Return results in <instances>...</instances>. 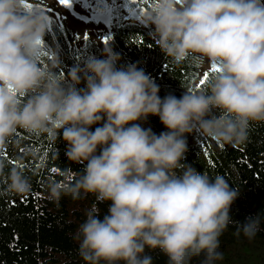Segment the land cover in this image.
I'll list each match as a JSON object with an SVG mask.
<instances>
[{
  "label": "clouds",
  "instance_id": "clouds-1",
  "mask_svg": "<svg viewBox=\"0 0 264 264\" xmlns=\"http://www.w3.org/2000/svg\"><path fill=\"white\" fill-rule=\"evenodd\" d=\"M48 21L28 12L25 0H0V143L18 127L62 133L67 159L84 167L70 187L50 185V198L84 193L108 204L103 219L93 204L79 226L82 260L152 264L146 249L159 250L167 264L223 259L219 237L232 223L237 192L223 176L182 161L193 132L234 145L247 138L251 122L264 121V0H157L142 22L160 50L176 63L195 56L219 68L207 91L179 98H161L135 64L118 67L111 47L60 81L37 64ZM150 116L167 131L143 127ZM8 180L12 195L31 190L22 170L12 169ZM259 227L257 216L239 230L252 238Z\"/></svg>",
  "mask_w": 264,
  "mask_h": 264
},
{
  "label": "trees",
  "instance_id": "trees-1",
  "mask_svg": "<svg viewBox=\"0 0 264 264\" xmlns=\"http://www.w3.org/2000/svg\"><path fill=\"white\" fill-rule=\"evenodd\" d=\"M93 1L97 10L100 0ZM156 2L138 0L137 4H131L128 0L109 3L104 0L112 7L109 21L113 24V39L107 47L120 55L117 66L135 64L142 68L159 86L161 98L169 94L179 98L185 91H207L215 73L213 65L204 71L195 56L174 62L160 50L155 37L144 26L142 18ZM25 4L33 11L44 9L26 0ZM59 24L55 19L48 21L42 39L45 46L39 49L37 64L63 82L69 69L91 57V52L78 48L70 39L71 30L64 25L69 30L65 32ZM41 51L48 55H41ZM205 73L208 80L201 84ZM142 126L151 128L157 135L167 131L154 116L142 122ZM187 141L188 151L182 163L212 178L223 176L237 192L229 213L232 223L219 237L218 251L223 259L215 264H264V121L251 122L247 138L239 144L217 143L196 132L187 136ZM66 147L62 133L60 137L50 136L19 127L0 143V264H85L79 254V226L93 204L97 205L101 219L108 204L97 203L94 195L84 193L76 200L63 192L59 200L50 198V185L70 187L83 171L82 164L67 159ZM12 169L22 170L31 185L28 194L18 196L8 192ZM257 216L259 230L248 238L239 225ZM145 254L152 257V264H167V257L159 250L146 249ZM203 259V255L194 257L191 264H201Z\"/></svg>",
  "mask_w": 264,
  "mask_h": 264
},
{
  "label": "rangeland",
  "instance_id": "rangeland-1",
  "mask_svg": "<svg viewBox=\"0 0 264 264\" xmlns=\"http://www.w3.org/2000/svg\"><path fill=\"white\" fill-rule=\"evenodd\" d=\"M27 2L37 3L42 6L44 13L49 20L55 19L61 23L58 17H66L63 21L64 25L71 30L72 34L78 32L80 39L73 41L74 44L84 51H90L91 57L103 58L101 55L102 49L106 48L107 45L103 43V40L98 37L95 32V28L99 25L101 28H107L110 32L113 24L111 22L105 24L104 22H97L96 8L93 0H81V6L76 7L73 10L66 9L64 6L58 3V0H26ZM106 3L112 0H105ZM94 15V16H93ZM96 16V18H95ZM87 30L89 34V40L84 41L83 34ZM209 62L204 61L202 68L203 70L209 69Z\"/></svg>",
  "mask_w": 264,
  "mask_h": 264
},
{
  "label": "snow or ice",
  "instance_id": "snow-or-ice-1",
  "mask_svg": "<svg viewBox=\"0 0 264 264\" xmlns=\"http://www.w3.org/2000/svg\"><path fill=\"white\" fill-rule=\"evenodd\" d=\"M128 2H130L131 4H137L138 0H128ZM58 3L62 6H64L66 9L69 10H73L78 6H81V0H58ZM97 7V12H96V16L97 19L100 21H103L105 24L109 23V17L111 15L112 12V7L110 6V4H106L104 3V0H100V3L98 5H96ZM25 9L28 12H32L33 9L29 6L25 4ZM35 11H39L40 9H35ZM61 21V23L58 25V27L63 28L65 32L69 31L67 28H65L63 21L66 19V17H58ZM95 32L98 35L99 38H101L103 40V43L105 45H107L109 43V41L111 39H113L111 32L107 29V28H101L99 25L96 26L95 28ZM71 40L73 41H77L80 39V34L78 32H74L72 34V36L70 37ZM83 39L84 41H88L89 40V34L88 31L85 30L84 34H83ZM140 43L142 44L143 41L141 40ZM37 46L39 49L43 50L44 46H45V41H37ZM41 55L47 56L48 53L46 51H41L40 53ZM212 71L213 72H217L219 71V68L216 67L215 65H213L212 67ZM208 80V74L205 73L204 74V78L200 81L201 84H204L206 81ZM56 169H53V171H55Z\"/></svg>",
  "mask_w": 264,
  "mask_h": 264
}]
</instances>
